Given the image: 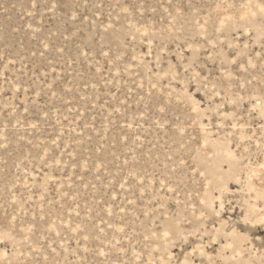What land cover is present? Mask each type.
<instances>
[{
	"label": "rangeland",
	"instance_id": "1",
	"mask_svg": "<svg viewBox=\"0 0 264 264\" xmlns=\"http://www.w3.org/2000/svg\"><path fill=\"white\" fill-rule=\"evenodd\" d=\"M0 264H264V0H0Z\"/></svg>",
	"mask_w": 264,
	"mask_h": 264
}]
</instances>
